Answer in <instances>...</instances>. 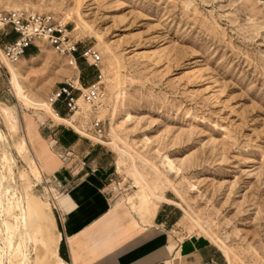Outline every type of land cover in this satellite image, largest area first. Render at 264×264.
<instances>
[{
	"label": "rangeland",
	"instance_id": "rangeland-1",
	"mask_svg": "<svg viewBox=\"0 0 264 264\" xmlns=\"http://www.w3.org/2000/svg\"><path fill=\"white\" fill-rule=\"evenodd\" d=\"M13 10L52 13L66 24L80 51L92 47L101 54L105 86L98 116L106 134L100 143L44 109L26 106L15 95L8 68L7 74L0 69V149L14 156V168L5 173L25 204L29 190L56 211L58 197L70 186L38 176L31 154L18 149L24 139L18 116L27 113L103 147L113 203L140 224L152 222L141 206L145 191L173 200L161 203L171 208L165 230L172 247L199 237L224 254L228 249L232 264H264V0H0V12ZM16 64L27 92L46 102L90 66L80 58L76 71L48 43ZM80 105L75 124L83 130L92 108ZM54 109L63 117L74 114L61 104ZM113 142L132 157L121 156ZM66 154L77 169L97 168L81 154ZM19 212L6 217L15 246ZM35 235L42 240L39 223Z\"/></svg>",
	"mask_w": 264,
	"mask_h": 264
},
{
	"label": "crops",
	"instance_id": "crops-1",
	"mask_svg": "<svg viewBox=\"0 0 264 264\" xmlns=\"http://www.w3.org/2000/svg\"><path fill=\"white\" fill-rule=\"evenodd\" d=\"M16 37L11 33L5 41ZM38 52L35 45L31 46L26 57ZM83 69L89 73L80 71V79L89 85L95 82L97 69L91 65ZM60 114L58 117L66 118ZM18 119L26 141L22 154H31L32 164L39 167L41 176L44 173L59 184L70 185L58 197L56 211L36 201L29 190L25 192L31 237L25 251L28 264H168L174 259L179 264H229L226 254L203 238H189L172 247L171 236L165 230L173 220L171 208L161 205L170 201H157L146 191L141 194V206L152 219L150 224H140L120 212L108 191L109 157L103 147L60 123H39L27 113ZM67 151L81 154L89 163L97 162V168L91 169L88 164L81 169L71 166L64 159ZM38 223L43 232L41 241L35 235Z\"/></svg>",
	"mask_w": 264,
	"mask_h": 264
},
{
	"label": "built area",
	"instance_id": "built-area-1",
	"mask_svg": "<svg viewBox=\"0 0 264 264\" xmlns=\"http://www.w3.org/2000/svg\"><path fill=\"white\" fill-rule=\"evenodd\" d=\"M11 33L17 34V37L11 42H6L5 38ZM0 39V69H3L6 74L8 71L4 63L5 59L16 62L26 57L28 48L34 45L41 51L40 41H45L59 55L71 58L77 64L79 59L83 58L97 69L96 81L87 88H82L80 77L78 80L69 79L57 91L52 92L49 99L53 107L61 104L68 115L82 113L80 99L90 105L92 109L89 111L91 112L89 122L82 125V128L101 143L106 134L104 121L98 116V110L103 106L105 98L104 73L100 68L101 54L92 47L80 51L79 41L71 35L67 25L56 19L52 13L2 11L0 12ZM67 156L66 154L64 159L68 160Z\"/></svg>",
	"mask_w": 264,
	"mask_h": 264
},
{
	"label": "bare ground",
	"instance_id": "bare-ground-1",
	"mask_svg": "<svg viewBox=\"0 0 264 264\" xmlns=\"http://www.w3.org/2000/svg\"><path fill=\"white\" fill-rule=\"evenodd\" d=\"M41 43L46 44L45 41H40L39 42L40 46H41ZM24 59L25 57H22L20 60L23 61ZM67 60H68L69 65L73 67L76 71H78L79 69L78 64L71 58L67 57ZM18 61L12 62L7 59L4 60L5 66L6 68H8L9 73H10V84L17 98L20 101H22L26 106H29L32 108L44 109L49 115H52L54 118L60 121L66 122L68 125L75 128L79 133L90 136L87 132H85L84 130H81L80 127L75 124V117H76V114H78L79 112H77L75 115H73L70 118L68 117L60 118L58 117V113L55 112L50 99L48 102L44 100L39 101L35 99L34 97H32L27 92L24 86V81H23L24 76L21 74V70L20 68H18V65L16 64ZM82 102H83L82 99H80V103ZM2 109L4 111L6 110L3 107ZM113 129L115 128L113 127ZM0 136L1 138L4 139V136L1 132H0ZM113 144H115L118 147L121 153V156H131L132 157V154L129 151L119 146L116 142H113ZM25 147H26V141L25 139H23L22 142L18 143V149L20 151H23ZM8 149L6 148L0 149L1 150L0 152L1 153V156H0V218H1V221H0L1 222L0 223V264H7L9 259H16L17 260L16 264H28V253L27 252L25 253V250L28 249V244L31 241L29 208L26 207V204L23 200L24 198L22 199L21 196H19L17 188L13 185V182H11V179L5 173L6 167L14 168V164L16 163L13 154ZM165 159L168 160L167 157ZM34 170L38 176H41V171L36 164H34ZM134 171L141 177L143 185L151 189L152 186H151L150 181L147 180L141 174V172L136 168L135 165H134ZM152 194L154 195L157 201H170L174 203L173 200L168 199L162 194H156L153 191H152ZM16 208H19L21 212H19L20 214L16 216V233L20 237V242L15 246L13 244V234L6 220V217L10 215L13 211H15ZM197 224L201 228H203L202 225H200L199 223ZM224 251H225V254L230 264H232L230 251L228 249Z\"/></svg>",
	"mask_w": 264,
	"mask_h": 264
},
{
	"label": "water",
	"instance_id": "water-1",
	"mask_svg": "<svg viewBox=\"0 0 264 264\" xmlns=\"http://www.w3.org/2000/svg\"><path fill=\"white\" fill-rule=\"evenodd\" d=\"M26 251V250H25ZM26 253V252H25Z\"/></svg>",
	"mask_w": 264,
	"mask_h": 264
}]
</instances>
